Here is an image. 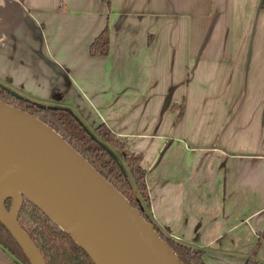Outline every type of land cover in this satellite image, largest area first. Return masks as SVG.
<instances>
[{"label":"crops","instance_id":"crops-1","mask_svg":"<svg viewBox=\"0 0 264 264\" xmlns=\"http://www.w3.org/2000/svg\"><path fill=\"white\" fill-rule=\"evenodd\" d=\"M262 0H0V83L142 154L151 215L206 264L264 261ZM109 28V53L89 45ZM0 264H22L0 245Z\"/></svg>","mask_w":264,"mask_h":264},{"label":"water","instance_id":"water-1","mask_svg":"<svg viewBox=\"0 0 264 264\" xmlns=\"http://www.w3.org/2000/svg\"><path fill=\"white\" fill-rule=\"evenodd\" d=\"M8 176L25 182L44 204L23 190L20 193L64 227L96 264H181L155 226L58 134L0 101V182ZM18 192L7 195L13 199L9 213L3 206L7 196L1 200L0 223L30 264H46L17 224ZM80 236L86 238L96 257Z\"/></svg>","mask_w":264,"mask_h":264},{"label":"trees","instance_id":"trees-1","mask_svg":"<svg viewBox=\"0 0 264 264\" xmlns=\"http://www.w3.org/2000/svg\"><path fill=\"white\" fill-rule=\"evenodd\" d=\"M101 1L110 6L111 0ZM261 8L264 9V0ZM109 44V28L106 26L90 43L89 54L106 56L109 53ZM12 90L0 85V101L28 113L58 134L137 208L145 221L155 226L161 239L170 245L175 258L181 264H206L203 249L165 235L153 220L146 170L141 165L142 154L129 152L123 141L104 124L93 128L94 130L85 127L73 112L61 108L64 96L59 89L51 90L47 102L35 101L24 95L14 96L10 92ZM36 103L44 106H37ZM12 205L13 199L10 196L5 197L3 206L7 213ZM15 217L19 228L38 249L46 264H96L85 248L64 227L51 220L24 193H20ZM0 245L22 264H30L15 239L1 223ZM246 264H264V261L253 255Z\"/></svg>","mask_w":264,"mask_h":264},{"label":"bare ground","instance_id":"bare-ground-1","mask_svg":"<svg viewBox=\"0 0 264 264\" xmlns=\"http://www.w3.org/2000/svg\"><path fill=\"white\" fill-rule=\"evenodd\" d=\"M23 190L25 192H27L29 195H31L33 197V199H35L38 203L40 204H44L42 201H40L36 195L33 193V191L29 188V186L23 182L20 181L14 177L8 176L6 177L4 180H2L0 182V202L3 199V197L10 195L13 193L14 190ZM80 240L85 243L87 245V247L92 251L93 253V249L90 246L89 242L86 240V238L80 236ZM94 257L95 254L93 253Z\"/></svg>","mask_w":264,"mask_h":264},{"label":"rangeland","instance_id":"rangeland-1","mask_svg":"<svg viewBox=\"0 0 264 264\" xmlns=\"http://www.w3.org/2000/svg\"><path fill=\"white\" fill-rule=\"evenodd\" d=\"M0 85L2 86V87H5V88H8L7 86H5L4 84H2V83H0ZM16 93H18L17 91H15ZM18 95H19V93H18ZM20 96V95H19ZM48 101V99L46 100V101H43V102H47ZM61 108H65V109H68V108H66V107H64V104L62 103V106H61ZM68 110H70V109H68ZM94 130V129H93ZM92 130V131H93ZM120 154H123V152H119ZM19 192H18V196L20 195V192L22 191V190H18ZM16 196V195H15ZM19 198H20V196H19ZM162 231L163 232H165L163 229H162ZM166 233V232H165ZM165 235H168V236H170L169 234H165Z\"/></svg>","mask_w":264,"mask_h":264}]
</instances>
